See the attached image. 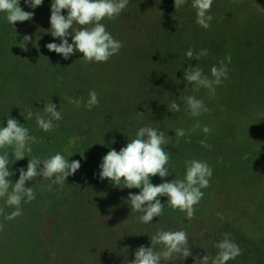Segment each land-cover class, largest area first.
<instances>
[{"label":"rangeland","instance_id":"374dc122","mask_svg":"<svg viewBox=\"0 0 264 264\" xmlns=\"http://www.w3.org/2000/svg\"><path fill=\"white\" fill-rule=\"evenodd\" d=\"M51 3L52 0H43L42 6L32 9L24 3V0H20V7L24 11L34 12V16L29 21L16 22L15 27L7 23L4 13H0V51L11 47L13 48L12 53L18 52L17 55L20 56L18 65L26 73V75L19 71L0 73L2 81V83L0 81V127L6 126L7 119L14 117L29 130L30 137L36 138L35 143L29 140L32 151L21 160L12 163L14 157L12 150L8 149L9 167L15 173L9 179L14 183L19 178L18 169L23 167L26 170L28 159L38 157L43 160L57 152L69 162L79 160L81 167L74 175L67 178L63 187L52 184L49 188L51 181L41 177L26 182V186L34 189L36 199L29 203H22V215L13 220H5V216L14 211V207L7 206L5 200L0 198V208L4 209L3 214H0V225H3V230L0 231V264H34L37 260L40 264H128V261L134 259L135 250L140 245L151 246L150 237L159 229L184 230L189 237L193 255L184 260L174 259L169 264H203L200 259L204 255L210 257L208 264H211V258L215 257L218 249L215 246L210 249L214 241L210 240L207 233L217 227L219 220L227 218L226 221L236 222L235 224L241 220L248 222L246 232L263 237L260 242L263 251L262 264H264V222L259 221L257 216H260L259 210L264 212V197L260 198L259 205L255 206L256 204L251 203L255 199L248 196L249 187L238 188V184L245 179H251L249 177L253 171L264 170V96L252 98L253 102L248 105L249 107H243L247 101L239 100L240 98L237 104L230 101L229 107L225 106V111H233L230 115L223 116L222 114L214 117L207 116V118L204 114L199 117L188 115L187 117L191 119L201 121V127L187 130V136L180 138L179 143H176V137L173 135L169 139V144L164 146V150L170 157L167 165L170 175L164 180H161L158 175L151 177L153 184L172 179H183L187 160L196 159L207 162L213 170L209 178L210 186L201 189L204 195L194 206L196 211L192 220L186 219V213L172 210L165 196L159 197L161 203L164 204L161 216L154 217L149 224L139 222L137 217L141 213L131 212L130 205L126 203L123 206L124 209L110 212L108 216L100 218V221H109L113 225L103 227L107 238L101 245L98 241L100 245L98 249L95 250L94 241L88 248L87 241L86 246L84 244L85 247L81 245L70 256H60L62 250L59 248L62 240L72 236L63 219L66 216L64 206L68 203L69 191L71 189L83 190L85 186L90 187V185L100 187V182L112 184L107 179H99V165L102 157L112 148L119 151L121 147L126 146L128 140L134 139L138 131V129L130 130L125 136L119 135L114 128L117 119L114 120L111 113H115L113 111L117 108L115 103L118 104L119 98L125 95L122 93L125 92L127 86H131L133 76L136 77L143 72L144 60L147 59L149 64L152 63V58L145 55L146 47L154 37L161 36L162 40H165V37L182 40L190 30L202 27L195 23L196 11L192 7V0H187V3L179 10L175 9L174 0H129L126 9L115 20L101 21L106 26V30L122 42L123 47L107 62L87 63L92 75L89 78L86 76L88 81L85 80L87 82L85 83L78 75L59 70L61 66L66 70L83 73L72 62L73 60L76 61L75 63L83 61L82 53L76 52L74 56L68 58V61L57 66L54 61L61 55L50 52L46 47L51 42L60 43L59 38H54L46 32L51 27ZM62 14L67 15V10H62ZM208 14L213 17L207 29L213 31L211 35L224 32L228 21L232 19L234 23L237 21L229 32L222 33L209 43L207 48L209 54H216L215 51L219 46V51L222 53L212 56L211 65H207L204 57L199 60H188L183 49L185 46L180 44L176 50L160 47L155 56L154 71L145 70L143 75L153 74L157 77L158 84L173 89L174 86H171L173 82L169 80L174 79L175 74L181 81L179 84L186 82L183 79V73L189 65L202 68L204 74L211 79V68L219 67V62L224 60L228 67V79L216 88L227 87L242 98L249 97L254 91V86L250 83L251 77L246 76L252 73L264 75V37L256 42L253 41V38L262 34L261 29L264 33V0H213ZM73 27L79 26L74 25ZM203 33L207 34V31ZM25 34L32 37V41L27 43V51L20 48L18 44ZM182 34H184L183 37ZM68 40L69 43L72 42L71 36ZM242 45L247 47L246 51L254 49L256 55L244 56L240 52ZM192 49L196 53V48ZM229 56L230 62L225 59ZM28 60L35 63L33 65L30 63L28 66L25 64ZM14 63L12 62L10 67H13ZM34 71H39L47 84L40 85V80L35 76L37 74ZM63 82H69L70 87L71 84L77 83L70 94L76 98L83 97V100L85 98L88 100L90 91H96L99 105L91 110L85 108L86 112L88 111V121H83L78 117L65 118L54 121L58 124L54 130L44 132L39 129L35 115L37 112L43 114V106L40 105V107L37 101L29 97L32 95L34 97L33 92H35L36 96L45 98V87L50 86L51 96L56 99L57 89L66 90ZM190 86L193 88L192 85ZM259 91L264 94V88H258L257 93ZM232 98L233 96L228 99ZM173 101L179 104L181 110L188 112L184 99L174 97L171 103ZM101 104L108 112L101 108ZM29 111L33 113V116L31 119H25ZM138 112L144 114L146 110L139 106ZM118 114L120 116L123 113L118 110ZM140 118L145 119L142 116ZM131 121L130 118L128 127ZM88 123L92 127L87 126ZM138 125L140 128L145 126V123L138 122ZM205 125L211 129L207 135L202 131ZM73 139L74 143L71 142ZM189 139L190 142H186ZM202 140L209 145L208 148L201 145ZM3 152L4 149H0V154ZM81 153L84 158L81 157ZM40 167L43 165L41 164ZM252 181L251 179L249 182ZM258 186L264 189V185L260 182ZM120 188H125L123 181H121ZM131 189L136 190L135 193L140 191L137 188ZM238 204L244 205L236 207ZM243 207H245L244 216L237 212V209ZM217 213L221 215L218 216ZM255 214H257L256 217ZM137 237L139 240L136 239ZM203 237L206 238L204 244L201 241ZM156 250L159 251V248Z\"/></svg>","mask_w":264,"mask_h":264},{"label":"clouds","instance_id":"9594fccd","mask_svg":"<svg viewBox=\"0 0 264 264\" xmlns=\"http://www.w3.org/2000/svg\"><path fill=\"white\" fill-rule=\"evenodd\" d=\"M129 0H52L50 25L48 31L54 38H59L60 43L51 42L46 45L50 52L60 54L64 59H68L76 52L82 53L85 63H104L113 55L119 53L123 44L115 39L111 33L106 30V26L101 23L102 20H115L124 11ZM28 7L35 9L42 6L43 0H24ZM187 0H174L176 10H179ZM213 0H192V7L196 11L195 23L207 30L213 17L209 15ZM62 10H67V15L62 14ZM0 13H4L9 25L15 27L16 22H25L33 18L34 12L24 11L20 7V0H0ZM78 25L79 27H73ZM71 36L72 42L69 43L68 37ZM32 41L30 35L25 34L20 40L19 47L27 51V43ZM186 58L199 60L208 55L206 49L195 53L189 48ZM229 62L230 56L225 57ZM211 79L200 67L189 65L184 69L183 79L188 85L193 86V92H199L200 88H205L214 96L216 87L220 86L224 80L228 79V67L224 60L219 62V67L213 66L210 70ZM181 81L176 78L175 83ZM89 98L84 102V107L91 110L99 105L98 93L94 90L88 94ZM68 102L74 104L77 108L83 102V97H68ZM190 117H199L203 113H208L204 102L197 99L194 95L184 98ZM167 108L171 112H179L180 106L175 101ZM36 123L39 129L44 132H50L58 127L54 121L63 119L61 112L57 110L56 104L52 101L44 104L43 114L37 112ZM143 116V112H138ZM33 113L29 111L25 119H31ZM200 122L197 120L193 130L200 128ZM176 143L180 138L186 137L187 133L183 128L174 129ZM202 131L207 135L211 129L205 125ZM29 140L33 143L36 138L29 136V130L14 117L8 118L6 126L0 127V149H4L0 154V198L5 200V204L14 207V211L5 216V220H13L22 215V203H29L36 199V193L32 187L26 186V182L41 177L51 181L52 184L64 186L67 178L74 175L81 167L79 160L69 162L59 152L46 159L33 157L28 159L27 168L18 169L19 178L12 183L9 179L14 175V171L9 167V152L12 150L14 161L26 157L31 153ZM72 143L75 142L73 139ZM186 142H190V139ZM201 145L208 148L205 141H200ZM169 144V136L164 131L154 128L150 125L142 126L135 133V138L128 140L126 146L121 147L119 151L112 148L102 157L99 165V179L109 180L113 186L120 187L123 181L124 187L129 189H140L138 194L129 193L126 202L130 205L131 212L141 213L137 217L138 221L149 224L154 217H160L164 204L159 197H167V204L172 210H179L186 213V219L192 220L195 216V205L203 198L204 193L201 189L209 187V178L213 170L207 162L192 159L185 161L186 173L183 179H172L160 184L151 183V177L159 176L161 180L170 175L169 155L164 150V146ZM81 157L84 158L83 153ZM43 167H40V165ZM54 177V179H53ZM4 209L0 208V214ZM217 215H221L217 213ZM3 225H0V231ZM225 238L217 242L215 247L218 249L215 257L211 258V264H227L229 260H234L242 255V249L234 241ZM151 246L140 245L134 253V259L128 261V264H169L174 259L184 260L192 256L189 245V237L184 230L170 231L157 230L150 237ZM159 248V251L156 249ZM210 257L204 255L200 259L203 264H208ZM197 260V259H196Z\"/></svg>","mask_w":264,"mask_h":264},{"label":"trees","instance_id":"16d2710c","mask_svg":"<svg viewBox=\"0 0 264 264\" xmlns=\"http://www.w3.org/2000/svg\"><path fill=\"white\" fill-rule=\"evenodd\" d=\"M242 16L245 17L244 15ZM247 19H248V15H247ZM236 22L234 23V19H232L230 22L228 21L227 22L228 25H226L227 27L224 29V32L222 33L229 32L231 30V27L234 26ZM254 25L257 26L258 24H254ZM262 30L263 29H261L260 31L262 34H260L259 37L253 38V41L256 42V40L264 37V33L262 32ZM203 31L204 32L207 31V34H204ZM212 33H213L212 30L194 28L193 30H190L188 32L187 36L183 37L184 34H182V37H183L182 40L179 39L181 42L179 40H173L167 37H165V40H162L161 36L154 37L153 41L150 42L151 44L149 43L148 46L146 47V52H145L146 56H150L152 58V63L149 64L147 59L144 60L143 72L136 77L133 76V80L130 82L131 86L130 87L127 86V88L125 89V92L123 91L122 94L125 93V95L122 96V98H119L120 102L118 104L115 103L117 107L115 108V110H113L115 113H111V115H113L114 120L117 119L115 120L116 124L114 125V128L119 135L125 136L128 131L130 130L136 131L137 129H139L138 122L145 123V126L150 125L154 128L164 131L166 136H169V139H171L173 135L175 136L174 129L183 128L185 131H187L190 128H193L197 120L187 117L188 115L186 112H184L181 109L179 112H171L168 110L167 105L171 104V99L174 97L184 99L187 96L194 95L197 99L202 100L205 106L208 109H210L208 113H203L204 117L207 118V116L214 117V116L222 115V114L223 116L230 115L233 111L231 110L225 111L226 110L225 106L229 107L230 101H234L237 104L239 100H246L247 103L243 107H249L248 105L252 104L253 102L252 98H258V97L264 96L263 92L259 91L257 93L258 88H261V89L264 88V75H261V74L259 75L258 73H255V74L252 73L246 76L248 78L251 77L250 83H252V85L254 86L253 93H251L249 97H246V98H242L241 96L237 95L234 90L227 88V87L223 89L216 88L214 96H212L207 89H204V90L200 89L199 92H193L192 90L193 88L190 85L186 87V82H184L183 84L175 83L176 78L179 79V77H176L175 74H174L175 76L174 79L169 80V82H173V85H171L172 87L174 86L173 89H171V87L166 88L165 86L158 84L156 81L157 77H154L153 74L143 75L145 70L148 72L154 71V66H155L154 60H155V56L160 50V47L161 48H164V47L175 48L176 50L177 47H179L180 44H182L185 46L183 47L185 53L189 48H196V53H198L202 49L207 50L209 43H211V40L222 35V33L217 34V32L215 33V35H211ZM202 41H205V43H202ZM219 48L220 46L217 48V51H215L217 52L216 54L215 53L209 54L210 52H208V55L204 57L207 61V65H211L210 60L212 56L222 54L221 51H219ZM245 48L247 47L242 45V48L240 49V52H242L244 56H246L247 54L249 56L256 55L254 49H250V50L247 49L246 51ZM12 50L13 48L11 49V47H9L7 50H4L2 52L0 51V73L3 72L6 74V73H14V71H19V72H23V74L26 75V73L24 72V69L21 68V66L19 67L18 65L20 62V58H19L20 56L17 55L18 52L12 53L11 52ZM160 56H161V53H160ZM13 57H14V60H13ZM52 57L51 59L54 60ZM260 57H263V56H260ZM263 60H264V57H263ZM66 61H68V59H64L62 56H60L54 62H56L57 66H59L60 63H64ZM81 61L80 63L78 62L75 63L76 61L74 60L72 62L76 64V66L79 69H81L83 73L80 71L75 72V71L66 70L62 68L61 66H59V70H62V71L64 70L69 74L78 75L80 77V80L82 81H85V80L88 81L86 76L89 78L91 77L92 73L89 72L90 70H88L87 63H85L84 61L82 62ZM12 62H15L14 66L10 67V64ZM30 63L33 65V63L35 62L28 60L25 64L30 66ZM56 68L58 69V67ZM263 68H264V63H263ZM35 73L37 74L35 76H37L38 79L40 80L39 81L40 85L42 83L47 84V81L46 83L44 82L41 76V73H39V71L38 72L36 71ZM25 78L27 80V77ZM85 83L87 82L85 81ZM76 84L77 83L71 84V87H70L69 82H63V85L66 86V90L63 91L61 89H57L55 93L57 97L56 99H53L51 96L52 93H51L50 86L45 87V91H44L45 98L36 96L35 92H33L34 97H32L33 96L32 95L29 98L37 101L38 105L39 106L41 105L43 107H44V104H47L52 101L54 104H56L57 110L61 112L63 119L65 118L75 119L78 117V118H81V120L83 121H88V116H87L88 111L86 112L85 107H83L84 106L83 104L87 100V98L83 100L79 108H77L74 104H70L67 99L68 97L72 96L70 92H73ZM66 91L67 93H64ZM231 96H233V98L228 99ZM72 98L75 99L76 96H72ZM238 98L240 99L238 100ZM102 104L100 105L101 108L105 110L106 112H108V110H106ZM139 106H141L142 108L146 110V113H144L143 114L144 116H142L145 118L144 120H142L140 118V115H138ZM118 110L120 111V113H123V114L119 116ZM130 118L132 121H131V124H129L130 126L128 127V120ZM199 122L201 124V121ZM87 126L92 127V125H90L89 123L87 124ZM263 172L264 170H261V169L255 170L252 172L251 176L249 177L253 180L252 182H249L251 181V179L249 180L245 179L242 183L238 184V188L240 189L244 188L245 186L249 187V191H247L248 196L252 197V199H255L251 201L252 204H256L255 206L259 205L260 203L259 199L264 197V189H261L258 186L259 182L261 185H264ZM99 186L100 187H97L95 185H92V186L90 185V187L88 186H85V188L82 187L84 188L83 190L71 189L69 191L70 195H68L67 197L68 203L64 206L66 216L63 219L65 221L66 227L69 229V232L71 233L72 236L71 238L64 239V241L62 240L60 248H59L62 250L61 253H63V254L60 253L61 257L70 256V254H72L73 251L76 250V248L80 247L81 245L83 247L84 244L87 243V241L89 243L88 248H90L91 243L94 241L95 250L98 249L99 246L105 242L104 239L107 238V235L103 227L113 225L109 221L108 222L100 221V218H104L108 216L110 212H113V211L116 212V210L124 209L123 206L127 203L126 198L128 197V194L130 192L134 194H138V193H135L136 190L134 189H129L127 187L120 188L116 186L114 188L112 184H107L104 182H100ZM114 190L117 193H115ZM240 205H244V204H238L236 207H239ZM251 207L255 208L253 206ZM244 209L245 207L241 209H237V212L240 215L244 216L245 214ZM259 213H260V216L257 214H255L254 216L256 217L257 215L258 218L260 219L259 221L264 222V212H261L259 210ZM237 219L238 218H236V220ZM226 220H228V218L219 220L217 227L213 231L208 232L209 234L207 233V235L210 236V240L214 241L213 242L214 245H212L210 249L213 248L217 242L224 239L225 238L224 234L227 233L228 238L234 241L236 244H238L239 247L242 249V253H243L242 255L237 256L234 260H229L227 264H262L263 261H262L261 255L263 254V251H262L260 241H262L261 239L263 237L262 236L260 237L255 234L247 233L246 229H247V226L249 225L248 222L246 223L241 220L240 222L237 221L238 223L235 224L236 222L234 223V222L226 221ZM132 236L133 234L131 235V237ZM258 238H260V240ZM136 239L139 240L138 237ZM205 239L206 238L204 237L202 238L201 240L203 242L202 244H204ZM36 263L40 264L38 260Z\"/></svg>","mask_w":264,"mask_h":264}]
</instances>
